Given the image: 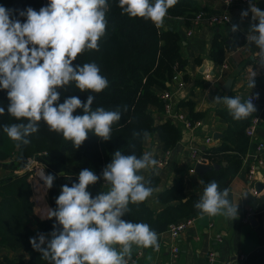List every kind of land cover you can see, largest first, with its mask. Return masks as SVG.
<instances>
[{
    "label": "clouds",
    "instance_id": "1",
    "mask_svg": "<svg viewBox=\"0 0 264 264\" xmlns=\"http://www.w3.org/2000/svg\"><path fill=\"white\" fill-rule=\"evenodd\" d=\"M177 3L178 0H119L118 6L122 14L149 20L159 28ZM108 9V0H48L39 11L31 7L20 11L19 15L26 17L21 22L12 19L10 10L0 5V89L7 92V114L21 121L3 125V132L17 146L31 142L28 138L39 131L40 122L70 141L75 149L82 146L89 133L103 141L112 138L113 126L121 120L119 109L93 110L91 94L86 102L75 95L59 102L61 90L65 92L71 84L80 92L90 93L109 87L96 63L74 64L85 51H99V42L107 30ZM249 11L258 23L250 25L247 41L259 49V64L264 67V11L255 4ZM249 11H243L241 16L247 17ZM237 30L238 26L233 25L231 31ZM255 76L251 71V89L255 87ZM213 101L225 105L237 121L257 111L251 97L242 100L240 96L225 95L216 96ZM77 109H82L83 115H74ZM3 114L5 108L0 106V115ZM133 135L143 141L149 139L147 131ZM157 165L150 151L140 156L134 151L127 155L115 151L101 174L107 190L95 197L88 188L101 177L90 169H82L78 183L63 185L55 201L57 207L45 209L41 217L55 218L59 229L54 225L50 238L44 234H39L38 239L30 238L33 249L48 264H129L134 247L158 250V234L149 224L123 219L130 213V205L138 206L153 195L151 179L142 173L155 172ZM36 176L46 189L52 188V174L40 169ZM229 196V189L221 190L213 180L204 186L194 207L201 216L233 221L238 218V203Z\"/></svg>",
    "mask_w": 264,
    "mask_h": 264
},
{
    "label": "trees",
    "instance_id": "2",
    "mask_svg": "<svg viewBox=\"0 0 264 264\" xmlns=\"http://www.w3.org/2000/svg\"><path fill=\"white\" fill-rule=\"evenodd\" d=\"M118 3L119 0H108L107 30L99 42V51H85L74 61V64L80 65L96 63L101 75L108 79L109 87L100 93H90L80 92L71 84L65 92L61 90L59 101L63 103L65 98L75 95L86 102L87 95L91 94L94 96L93 110L98 107L106 110L119 109L121 120L113 126L112 138L103 141L89 133L82 146L75 149L70 141H65L61 135L49 131L48 126L40 122L39 131L28 138L31 142L27 145L20 144L17 150L16 143L3 132V125L21 121H16L7 114L9 103L7 92L0 89V106L5 108V114L0 115V160L16 155L15 158L24 166L30 156L42 150H47L48 154L56 158L66 153L67 164L82 163L87 169L102 177V170L111 162L115 151L120 150L126 155L133 151L137 156L143 154L144 141L134 136V132L158 133L165 149L173 148L181 140V127L169 119L157 122L150 108L154 105L160 111L165 110V99L157 94L153 87L158 85L169 89L174 76L187 64L181 53L183 43L181 35L174 28L160 30L149 20L130 18L122 14ZM47 4L48 0H0V5L10 10L11 18L19 19L21 22H24L26 17L20 16V11L29 7L39 11ZM200 10L206 9L201 8L194 0H178L167 14L184 17L185 25L188 27ZM232 47V44H228L224 38L216 34L211 45V57L214 62L222 64L226 50ZM230 96L235 97L232 94ZM181 105L188 107L187 118L192 123L205 115V112L195 109L193 100H182ZM217 114L227 122L223 141L219 145L204 147L200 153L207 162L223 163V166L220 169H208L201 180L203 188L215 180L223 190L230 186L248 150L255 149L256 145L250 141L246 129L256 112L240 121L234 120L225 109H218ZM74 115H83V110L77 109ZM28 175L29 171H25L0 179V246L16 254L20 253L12 257L10 264H48L30 243V238L38 239V235L27 223L34 212L32 186ZM148 178L151 179V186L155 188L159 176L152 172ZM73 183H78V174L69 170L55 178L53 193L49 199L53 209L57 207L55 201L61 193L62 186L67 184L70 187ZM106 190L107 185L102 186V178L88 188L93 197ZM200 196L185 193L184 179L180 175L174 178L170 187L158 194V200L164 204L161 210L152 208L147 199L138 206L130 205L131 211L123 219L147 223L159 234L167 231L172 222L199 216V211L194 205ZM54 225L58 230L60 226L55 218L39 222L40 228L49 238Z\"/></svg>",
    "mask_w": 264,
    "mask_h": 264
},
{
    "label": "crops",
    "instance_id": "3",
    "mask_svg": "<svg viewBox=\"0 0 264 264\" xmlns=\"http://www.w3.org/2000/svg\"><path fill=\"white\" fill-rule=\"evenodd\" d=\"M194 1L201 8L209 11L227 10L231 21L217 26L205 21L200 22L194 27L193 33L189 34L184 17H173L167 14L163 25L159 27L160 30L174 28L180 33L183 41L181 53L182 57L187 60V64L183 70L177 72L169 89L158 85H155L153 89L160 96L165 91L170 92L169 101L174 114L181 113L187 116L188 107L181 105V101L190 99L194 101L195 109L205 112V115L201 119V125L190 129L174 114L169 115L165 110L160 111L156 106H150L157 122L169 119L182 129V138L172 148L168 164L161 163L166 149L158 133H149V139L143 142L144 152H152L158 161L155 173L159 176V181L154 188L153 195L148 199L149 205L158 211L164 206L158 200V194L170 187L177 176H183L187 195L202 194V177L194 170L195 162L191 151L193 148L201 150L204 147L219 145L223 141L224 136L214 139V134L219 132L225 135L227 122L217 114V110H227V108L213 101L216 96L223 97L232 94L246 100L248 94L258 93L260 103L255 107H259L256 112L261 113L263 123L257 129L256 137L264 141V67L259 64L257 55L259 49L254 44L249 45L247 41L249 27L252 23H258V18L253 21V14L249 11L250 6L241 0H235L230 5H227L225 0ZM252 1L264 11V0ZM243 11H249L247 17L241 16ZM233 25L238 26L236 32L231 31ZM216 34L224 38L228 44L233 45L225 52L226 66L224 67L222 64H216L211 57L212 40ZM251 71L256 73L255 87L252 89L248 86ZM261 154L264 160V151ZM43 157L45 169L55 178L65 170L79 174L82 169L86 168L82 163L67 164L66 153H62L60 158L50 154ZM258 159V152L248 153L246 160L227 188L230 192L229 199L233 203H238V218L232 221L221 216H197L177 240L181 249L177 264H210L208 253L212 249L217 253V260L213 264H226L228 261L231 264H264V163L258 164ZM252 164H256L257 167L253 179H249V168ZM26 169L27 163L22 166L15 157L0 160V179L11 174L23 173ZM142 174L148 178L152 172ZM257 183L262 185L258 189ZM53 187L54 182L49 190L32 191L34 212L28 218L27 223L38 236L39 234L45 235L39 226L40 221L47 219L41 218L44 210L53 209L49 201ZM249 208L252 209L253 214L246 221L244 216ZM158 237L160 245L158 250L134 247L132 258L136 257V262L129 261V264H168L174 239L167 231L159 233ZM0 247L8 252L0 256V263L10 264L12 257L20 254ZM138 251L142 254L137 255ZM241 254L246 256L242 260L239 258ZM149 256L151 259H148Z\"/></svg>",
    "mask_w": 264,
    "mask_h": 264
},
{
    "label": "built area",
    "instance_id": "4",
    "mask_svg": "<svg viewBox=\"0 0 264 264\" xmlns=\"http://www.w3.org/2000/svg\"><path fill=\"white\" fill-rule=\"evenodd\" d=\"M227 5L232 4L235 0H225ZM242 2H244L246 5L251 6V4H253L252 0H241ZM207 22L210 25H220L223 23H227L231 21V16L229 14V12L227 10H222V11H209V10H200L196 13V15L193 17L192 19V23L190 26H188V33L192 34L194 31V27L200 23V22ZM222 66H226V64L223 62ZM176 77V75L174 76V78ZM257 94L256 92L250 93L246 96V99H248L249 97L252 98V102L254 105H258L260 103V96L258 94V98H257ZM162 98L165 99V112H167L169 115L170 114H174L172 111V104L169 101L170 98V92L169 91H165L162 94ZM178 119H180L184 125L187 128H194L196 126H199L202 124V120L198 119L195 122H191L187 116H185L184 114L181 113H176L174 114ZM263 123V117L261 115V113H257L252 117L251 123L247 126L246 132L247 135L250 138V141L252 143H255V149L253 150H248V152L246 153V155L244 156L243 162L244 160H246V157L248 155V153H250L251 151H256L259 153V159H258V164H263L264 160L262 158V154L264 151V141L258 139L256 137V133H257V129L262 125ZM171 152H172V148L166 149L163 157L161 159V163L162 164H168L169 160H170V156H171ZM44 155H48L47 151H42L39 152L35 157H33L31 159V162L29 161L27 163V169L26 171H29V175H28V180L31 183V186L35 191H37L38 189H46L44 187V183L42 180H40V178L38 176H36V172L40 169H42L41 165V159ZM191 155L193 157V160L195 163L197 162H204V163H209L205 160V158L201 155L200 153V149L198 148H193L191 151ZM257 165L256 164H252L249 168V179H253V175L255 173ZM45 174L46 171L44 170ZM102 178V177H101ZM106 184H104L103 178H102V186H105ZM48 190V189H46ZM253 214V211L251 208L248 209V211L245 213V220L248 221L251 218V215ZM196 219V217H187L175 222H172L169 224V227L167 229V232L171 235V237L174 239V243L171 246V252H170V260L168 264H177L179 259H180V246L177 243L178 238L180 237L181 233L189 226L191 225L194 220ZM218 238H220L221 236L218 234L217 235ZM142 252L138 251L137 255H141ZM246 256L245 255H240L239 258L242 260L244 259ZM217 260V253L214 249H212L209 253H208V261L210 264L215 263V261ZM136 262V257L132 258L130 260V262ZM226 264H231L230 261H228Z\"/></svg>",
    "mask_w": 264,
    "mask_h": 264
},
{
    "label": "water",
    "instance_id": "5",
    "mask_svg": "<svg viewBox=\"0 0 264 264\" xmlns=\"http://www.w3.org/2000/svg\"><path fill=\"white\" fill-rule=\"evenodd\" d=\"M224 135L216 132L214 134V139L222 138ZM19 146L16 147L18 149ZM223 166V163H204V162H197L195 163L194 170L200 174L202 177L208 169H220ZM262 186L260 183H257V189ZM254 221V220H253Z\"/></svg>",
    "mask_w": 264,
    "mask_h": 264
},
{
    "label": "rangeland",
    "instance_id": "6",
    "mask_svg": "<svg viewBox=\"0 0 264 264\" xmlns=\"http://www.w3.org/2000/svg\"><path fill=\"white\" fill-rule=\"evenodd\" d=\"M18 149H19V148H18ZM18 149H17V150H18ZM42 151H47V150H42ZM64 151H65V150H64ZM39 152H41V151H39ZM39 152H38V153H39ZM38 153H37V154H38ZM47 153H48V151H47ZM37 154H35V155H33V156H30L29 159H28V161H27V163H28L29 161L31 162V159H32L33 157H35ZM15 156H16V155H14L13 157H15ZM13 157H12V158H13ZM60 157H61V155L59 156V158H60ZM30 158H31V159H30ZM40 161H41V163H42V165H41L42 167H41V168H42L43 170H45L47 174H49V173L47 172V170L45 169V167H44V157H42V159H41ZM48 190H49V189H48ZM32 191H34L33 188H32ZM35 192H36V191H35ZM2 251H3V252H2ZM5 253L7 254L8 252H6V250H4V249H2V248L0 247V256H2V255L5 254ZM0 264H3V263H0Z\"/></svg>",
    "mask_w": 264,
    "mask_h": 264
}]
</instances>
